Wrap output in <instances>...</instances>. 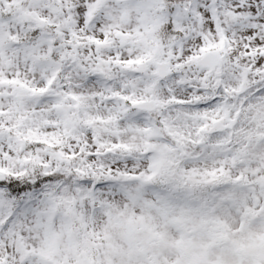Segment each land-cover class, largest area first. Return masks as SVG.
Listing matches in <instances>:
<instances>
[{
	"label": "snow or ice",
	"instance_id": "snow-or-ice-1",
	"mask_svg": "<svg viewBox=\"0 0 264 264\" xmlns=\"http://www.w3.org/2000/svg\"><path fill=\"white\" fill-rule=\"evenodd\" d=\"M0 264H264V0H0Z\"/></svg>",
	"mask_w": 264,
	"mask_h": 264
}]
</instances>
